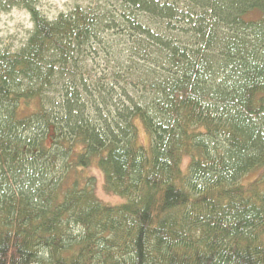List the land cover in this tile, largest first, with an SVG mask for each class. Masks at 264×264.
Segmentation results:
<instances>
[{"label":"trees","instance_id":"16d2710c","mask_svg":"<svg viewBox=\"0 0 264 264\" xmlns=\"http://www.w3.org/2000/svg\"><path fill=\"white\" fill-rule=\"evenodd\" d=\"M39 1L1 5L34 29L0 53V264H264V189L243 184L264 170V0H117L53 21ZM110 30L126 104L83 96V56ZM92 161L123 203L67 185Z\"/></svg>","mask_w":264,"mask_h":264},{"label":"rangeland","instance_id":"374dc122","mask_svg":"<svg viewBox=\"0 0 264 264\" xmlns=\"http://www.w3.org/2000/svg\"><path fill=\"white\" fill-rule=\"evenodd\" d=\"M5 1L7 0H0V53H15L25 46L34 29V24L30 13L23 8L14 7L9 10L2 9L1 5H3ZM116 2L117 0H40L38 7L46 18L53 21L60 14H68L77 7L82 9L92 7V9L97 10V7L103 6L107 7L109 10H115L119 7ZM116 33L115 30H110L105 33L104 41L107 43V52L101 51L100 48L96 50L95 53L83 56V64L85 65L84 79L87 80V85L90 87V94H83L84 99L87 101L95 100L101 102L104 90H107L106 97L108 98V102L111 99H114V102H118V97H121L122 101H124L123 103L126 104L127 102L124 93L127 90V93L131 92L132 97L137 96L134 92L133 86L127 84L130 81L127 80L126 75L122 74L125 76V79L120 78L119 80L113 76L119 70L118 67L115 68L116 61H118L120 52H125L124 45H126V39L120 37ZM112 44L113 46L115 45L116 48L111 47ZM72 73L73 71L71 69L69 74ZM67 82V79L59 80V78H56L53 87L49 86L45 89L42 102L49 110H51L50 108H53L54 105L58 106L61 102V93L63 94L64 85ZM130 86H132L131 89ZM114 93L116 95H114ZM32 105L33 103L30 105L31 107L25 106L24 109L22 108L21 111L23 114L29 115L34 113L38 107L36 104ZM139 129L140 143L148 145L150 142V136L145 132L140 123ZM46 137L47 139H50L51 137L55 138V134H47ZM52 150H54L53 153H57L59 156V153L61 152L59 146L52 148ZM77 150H80V147H78ZM61 157L62 156L58 157L60 160H55L57 163L56 175H54L52 171V178L58 176L62 179L66 175ZM188 161V158L184 160L185 168L188 165ZM73 172L74 169H70L67 181L68 186L71 187L75 185L80 188L92 189L98 200L108 205L115 206L124 202L123 198L114 193L108 192L105 188V177L99 168L97 161L90 162L89 166L82 171L78 169L77 174ZM243 184L248 186H253L255 184L254 187L264 189V170H255L247 175L243 179Z\"/></svg>","mask_w":264,"mask_h":264}]
</instances>
